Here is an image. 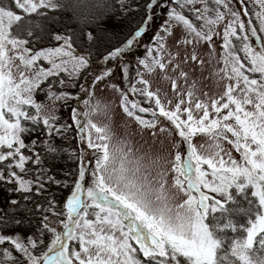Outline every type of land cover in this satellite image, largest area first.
Wrapping results in <instances>:
<instances>
[{
	"label": "snow or ice",
	"instance_id": "6c2138e0",
	"mask_svg": "<svg viewBox=\"0 0 264 264\" xmlns=\"http://www.w3.org/2000/svg\"><path fill=\"white\" fill-rule=\"evenodd\" d=\"M162 3L0 6V186L9 191L0 264H264V0H252L255 11L247 0H169L145 44ZM114 17L134 23L122 39L104 27ZM189 62L212 65L223 84L209 102L195 95V83H180ZM117 69L128 89L114 82ZM153 76L170 81L169 91L153 88ZM97 90L114 99L102 104ZM112 103L159 141L155 153L112 143L107 125L93 119ZM37 129L47 138L26 142ZM70 135L72 151L52 142ZM198 135L206 139L197 146ZM62 154L76 171L61 178L46 161ZM53 185L70 194L41 201Z\"/></svg>",
	"mask_w": 264,
	"mask_h": 264
},
{
	"label": "rangeland",
	"instance_id": "374dc122",
	"mask_svg": "<svg viewBox=\"0 0 264 264\" xmlns=\"http://www.w3.org/2000/svg\"><path fill=\"white\" fill-rule=\"evenodd\" d=\"M239 0H233V7H237ZM248 7L251 11H255L251 8L252 0H247ZM164 6L171 7L172 5L169 3V0H163L162 7L157 8L153 15V23L151 28L148 31V34L144 37L145 44L149 42L150 37L152 34L158 30V27L163 23L164 18L166 17L167 13L164 11ZM246 22L249 19H254V16H245L242 17ZM222 27V26H221ZM144 51V45H140L138 49H134V53L142 54ZM199 55H201L206 61L208 58V54L206 51L203 50L201 46L198 48ZM243 56V53H241ZM132 60V57H129ZM245 63H247L245 61ZM136 64L134 60L131 63L130 74L132 77V81H135V72H136ZM182 69L187 72L188 79L185 83L184 81H180L183 87L188 88L195 83V95L200 97L201 99L209 102V97L215 96L218 91L222 90L223 84H221L218 88L217 86V78L213 75V68L212 65L205 63L203 67L199 64V62H189L188 64H182ZM176 75V74H172ZM153 88L159 87L162 92L169 91L170 89V81H163L162 79L153 76ZM115 83L120 85L122 89L129 88V81L121 80V74L119 69H117ZM204 93H208V96H204ZM132 99H142L135 96H132L129 93ZM97 98L101 101V103H106L110 100L114 99L113 93L111 91H101L97 90L96 92ZM143 106H146L143 105ZM60 116L63 117L65 121H67L68 113L66 110H63L59 113ZM143 118L148 119L149 116L147 114H140ZM96 123L100 124L101 126L107 125L109 129V134L112 137V143L116 144L122 141L130 142L131 146L134 150H136V155H142L144 153H148L151 151L155 153L159 148V141H154L150 131H142L139 126L126 117L121 108H119L115 103L110 105V110L107 114H98L93 117ZM230 135V134H229ZM47 137H45L46 139ZM206 137L197 136L193 138V143L197 146L200 143H203ZM74 139L70 135L66 142H72ZM224 146L226 149L231 150L234 157L239 159V153L235 152V149L232 148L231 145H228L226 141H224ZM183 147V146H182ZM207 170V167L205 166ZM210 171V170H209ZM58 230L62 231V226L58 228ZM74 241L72 245H74Z\"/></svg>",
	"mask_w": 264,
	"mask_h": 264
},
{
	"label": "trees",
	"instance_id": "16d2710c",
	"mask_svg": "<svg viewBox=\"0 0 264 264\" xmlns=\"http://www.w3.org/2000/svg\"><path fill=\"white\" fill-rule=\"evenodd\" d=\"M97 0H86V4L91 7L93 6ZM12 3V0H0V6H7ZM87 10V9H86ZM18 11V10H17ZM69 16H71L70 12H66L62 17H59L61 19L62 23L69 22ZM130 26H134V23L131 21H125L124 23H121L119 19L117 18H112V19H107L105 18V24L104 27L109 31V33H115L116 37L118 39H122L124 35H126L128 29ZM118 39H114L113 43L118 42ZM51 46V45H49ZM98 55V53L96 54ZM90 77H82L81 83L84 82V80L89 79ZM69 91L76 92V89H70ZM68 117V116H67ZM45 134L37 129L34 131L31 135L26 136L25 140L26 142H30L33 139H45ZM53 144L57 146L58 148H65L68 151H72L73 146L76 144V141L73 140L72 142H66L65 140H61L58 137L53 138ZM78 146V145H77ZM41 154L44 155L43 150L41 149ZM46 165L52 167L53 173L57 175L58 177H64L65 174L67 173H75L76 168H75V163L71 160H69L66 155H61L55 159H49L46 161ZM69 186L71 187V177L69 176L68 178ZM70 194L69 188H57L56 186H51L48 190V193L46 194L45 197L39 198L41 201L44 199H49L52 198L53 196L58 200V201H64L65 198ZM233 194L235 195V190L233 189ZM9 196V191L8 189L0 186V207H4L6 204L7 198ZM18 198V197H17ZM236 199L241 201V203L244 206H247V202L243 200V198L239 195L236 196ZM35 201H33L34 203ZM31 207V205H29ZM35 220V218H33ZM241 222H243L244 218L240 217L239 218ZM27 223V222H26ZM28 231L27 227L23 228L20 230V234L23 236L24 232ZM75 242V241H74ZM76 242L74 243L73 246H75Z\"/></svg>",
	"mask_w": 264,
	"mask_h": 264
}]
</instances>
